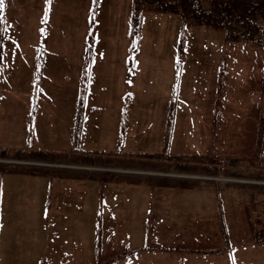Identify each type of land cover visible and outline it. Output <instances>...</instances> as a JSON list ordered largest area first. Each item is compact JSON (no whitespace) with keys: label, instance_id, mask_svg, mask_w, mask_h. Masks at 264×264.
<instances>
[{"label":"rangeland","instance_id":"rangeland-1","mask_svg":"<svg viewBox=\"0 0 264 264\" xmlns=\"http://www.w3.org/2000/svg\"><path fill=\"white\" fill-rule=\"evenodd\" d=\"M140 4L134 50V0L7 1L0 19V264H124L131 253L139 264H264L242 189L227 184L264 183L250 176L264 167V142L257 141L264 48L229 40L222 28L149 0ZM177 55L183 69L172 101ZM216 125L229 129L220 141ZM210 144L219 148L213 159ZM165 152L172 160L158 157ZM112 154L116 166L100 164ZM185 155H195L194 164L206 156L221 173L180 171L183 160L174 157ZM129 173L155 192L145 204L152 234L112 228L109 213L117 212L108 202L111 228L97 236L103 184ZM194 180L200 185L189 190L156 185ZM108 184L114 193L124 183ZM118 205L120 213L135 211L128 202Z\"/></svg>","mask_w":264,"mask_h":264},{"label":"trees","instance_id":"trees-1","mask_svg":"<svg viewBox=\"0 0 264 264\" xmlns=\"http://www.w3.org/2000/svg\"><path fill=\"white\" fill-rule=\"evenodd\" d=\"M6 1L7 0H4V6L2 9H0V17L4 16ZM140 1L141 0H134L135 10L133 12V17H132L133 40H136L141 32L140 31L141 30L140 28L142 26L141 13L143 10L142 8H140L141 6ZM149 1L151 3V6L155 7L156 9L169 11L173 13L179 12L180 14H183L185 18H188L190 22L199 21L200 25L209 24L218 28H222L226 32V35L228 36L229 40H233L235 42H241V43H254L256 44V46L264 48V0H211V1L209 0L210 5L208 4V0H159V2H156L155 0H149ZM261 35L262 37H260ZM3 39H4L3 36H1L0 41L2 42ZM219 97L220 96L218 94L217 98ZM216 117L218 118L219 115L216 114ZM217 120L218 119L215 120L213 119V124ZM215 123L218 124L217 122ZM228 131L229 129L228 130L222 129L216 125L215 139L220 138L219 139L220 141L222 138L226 137L229 134ZM172 135L173 133L168 134L166 146H169L171 144ZM76 136H77L76 139L78 140L79 125H77ZM77 140L76 143L78 142ZM257 141L258 143H261V141L264 142V128L260 129ZM222 144L223 143L219 145L221 146ZM216 148L217 146H212V144L208 146V149L210 151L209 156L211 157V159H213L212 153L215 154V156L218 155V153L215 150ZM217 149L219 150V148ZM167 150L168 147L166 148V152ZM166 152L165 154L163 153L158 154V157L167 156L168 160H172L171 155L167 154ZM219 153L222 152L220 151ZM116 156H117L116 154L107 156L106 160H103L100 164L106 166L108 165L116 166L117 163L110 160L113 159V157L116 158ZM194 156L195 155L192 156L185 155V156L174 157L176 159L183 160L176 167L182 168V170L180 171H185L188 173L199 172L197 170L200 167L208 169L207 170L208 173H212L211 172L212 170L215 171L212 173L213 175L208 173H205V175L208 174L211 176H217L221 173L220 172L222 170L221 164L217 163L216 166H209V165L207 166V162L204 161L206 156H198L199 162H197V164H194V162H192V157ZM193 159H197V156ZM32 170L35 171L34 169H31V171ZM0 171L2 170L0 169ZM15 172H17V170ZM133 175L135 174L125 175V176L120 175L119 177H116L113 180L115 182L137 183L131 179ZM250 176L260 181L264 180V167L262 166L255 167V169L250 172ZM141 180L143 181L142 184H146V185L148 184V182L144 180V178ZM189 182L192 181L189 180L188 183ZM200 182L201 181L194 180V184L192 183L183 184L180 182L173 185L167 183H163V184L157 183L156 185L161 186V188L164 187L166 188V186H169L168 188H181V189L189 190L198 187V185H200ZM205 182H207L206 184H211V183L214 184L210 180H206ZM219 182L221 183V181ZM152 183L154 182L152 181L150 184ZM227 184L242 189L241 195L243 199L246 198L243 205L248 212V215L246 216V220L249 225L251 239L255 243L264 244V183H259V184L227 183ZM217 194L219 196L221 195V189H219ZM255 209L257 211H253ZM251 211L256 212L258 215L257 216L252 215ZM221 219L222 220L224 219L223 214H221ZM227 238L228 236L225 234L224 240Z\"/></svg>","mask_w":264,"mask_h":264},{"label":"crops","instance_id":"crops-1","mask_svg":"<svg viewBox=\"0 0 264 264\" xmlns=\"http://www.w3.org/2000/svg\"><path fill=\"white\" fill-rule=\"evenodd\" d=\"M114 185H119V184H114ZM111 188L112 187L109 186V188H106V189L109 192V190H111ZM107 191H105V192L102 191V193H100V195H101L100 198L105 199V200L101 201V204L103 203L105 205L107 201L114 204L113 211L117 212V216L119 215V216L123 217V218H118L117 216H115L112 228L123 229L122 231L125 232L126 235L131 236V235H134L136 233V231L139 233L138 228L142 227L143 229L145 228V230L144 231L141 230V232L139 234H143L145 232H146L145 234H147L149 232V229H150L149 218L151 216H147L146 211H147L148 205L146 206L145 204H147V202H148L147 199L153 201L154 191L148 187L146 188V186H143V185H132V184H121L120 186L113 188L114 193L119 194L118 197H115L113 195L108 196ZM107 198H108V200H107ZM123 202H128L130 204L135 205V211H133V212L131 211L129 214L120 213L119 208H118L119 207L118 204L123 203ZM100 209H101V207H100ZM144 211H145V213H144ZM132 213L143 216V222L139 223L138 222L139 219L132 217ZM106 228H107V230H109L111 227L107 226V224H106ZM98 229L96 231H98ZM100 232H102V231H100ZM113 232H114V234H116L115 231H113ZM128 257L131 258L130 264H139V261H138L139 256H137V254L131 253Z\"/></svg>","mask_w":264,"mask_h":264},{"label":"snow or ice","instance_id":"snow-or-ice-1","mask_svg":"<svg viewBox=\"0 0 264 264\" xmlns=\"http://www.w3.org/2000/svg\"><path fill=\"white\" fill-rule=\"evenodd\" d=\"M4 6V0H0V9H2Z\"/></svg>","mask_w":264,"mask_h":264},{"label":"bare ground","instance_id":"bare-ground-1","mask_svg":"<svg viewBox=\"0 0 264 264\" xmlns=\"http://www.w3.org/2000/svg\"><path fill=\"white\" fill-rule=\"evenodd\" d=\"M172 80V76L170 77H168V83L170 84V81Z\"/></svg>","mask_w":264,"mask_h":264}]
</instances>
